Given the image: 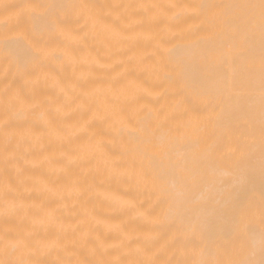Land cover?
I'll return each instance as SVG.
<instances>
[{
	"label": "snow or ice",
	"instance_id": "1",
	"mask_svg": "<svg viewBox=\"0 0 264 264\" xmlns=\"http://www.w3.org/2000/svg\"><path fill=\"white\" fill-rule=\"evenodd\" d=\"M0 17V264H264V0H0ZM101 177L140 221L105 224L111 242L89 222Z\"/></svg>",
	"mask_w": 264,
	"mask_h": 264
},
{
	"label": "bare ground",
	"instance_id": "2",
	"mask_svg": "<svg viewBox=\"0 0 264 264\" xmlns=\"http://www.w3.org/2000/svg\"><path fill=\"white\" fill-rule=\"evenodd\" d=\"M3 2L23 3L25 0H3ZM99 2H104V0H99ZM161 2H166V0H161ZM88 46L93 49L100 48L99 42L91 38L88 41ZM95 72L97 76H103L105 73L108 75L115 74L106 68H96ZM63 74L62 70L56 64H52L48 69V75L51 79H56ZM141 79H145V77H141ZM42 90L47 91V88ZM61 152L62 150L55 143L49 146L43 153H41L39 147L36 148L34 160L37 165H39L35 169L38 179L43 176H47L51 177L52 180H55V176L52 175V172L53 169L59 171L60 165L42 164V162L45 158H59L61 156ZM97 185L98 186L89 193V209L92 212L89 222L95 224V221L99 220L101 223L96 225L98 233L103 239L111 242L114 238V233L107 232L105 230V224L122 225L126 229L130 230L132 227L139 225L140 221L136 217L135 209L125 207L120 203H117V200H126L132 196V192L128 184L119 179L101 177L97 180ZM255 185L258 193L260 188V177L258 174L255 177ZM33 195L39 197L40 193L36 192L33 193ZM224 207L225 205L222 203L221 198L218 197L208 202L205 207V213L209 218H214L224 209ZM63 215L67 217L68 214L65 212Z\"/></svg>",
	"mask_w": 264,
	"mask_h": 264
}]
</instances>
